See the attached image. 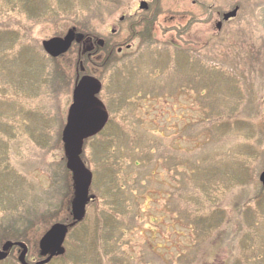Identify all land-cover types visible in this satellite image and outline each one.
<instances>
[{
  "label": "rangeland",
  "instance_id": "rangeland-1",
  "mask_svg": "<svg viewBox=\"0 0 264 264\" xmlns=\"http://www.w3.org/2000/svg\"><path fill=\"white\" fill-rule=\"evenodd\" d=\"M140 1L0 0V244L22 241L37 261L43 232L70 219L61 131L79 45L51 59L41 42L76 27L107 44L83 65L102 82L109 121L81 154L95 199L67 235L65 254L47 264H111L95 250L96 223L101 217L109 233L110 210L123 206L136 226L125 229L126 215L118 223L116 264L127 256L132 264H262L264 39L238 30L263 0H206L222 11L242 7L219 32L191 0H148L147 10ZM200 216L220 220L205 239L189 226ZM18 253L13 247L0 264H18Z\"/></svg>",
  "mask_w": 264,
  "mask_h": 264
},
{
  "label": "water",
  "instance_id": "water-1",
  "mask_svg": "<svg viewBox=\"0 0 264 264\" xmlns=\"http://www.w3.org/2000/svg\"><path fill=\"white\" fill-rule=\"evenodd\" d=\"M139 8L146 10L147 1L142 0ZM235 12L236 9H233L224 14V19L233 16ZM90 39L89 36H85L72 27L63 36L44 39L41 44L49 56L59 58L68 52L73 42L90 46ZM96 41L99 46L103 45L101 38ZM101 86V81L94 75L83 74L75 80L72 101L61 131L65 166L71 180L70 219L64 222L55 221L43 232L38 242L41 259L28 262L26 260L28 246L21 241L6 240L0 245V261L7 258L14 246L19 248L17 255L19 264H47L51 259L65 253L64 242L68 231L84 219L86 207L94 199V195L89 192L92 173L81 154L85 140L102 131L109 119L105 104L97 97ZM259 181L264 185V171L260 173Z\"/></svg>",
  "mask_w": 264,
  "mask_h": 264
},
{
  "label": "flooded vegetation",
  "instance_id": "flooded-vegetation-1",
  "mask_svg": "<svg viewBox=\"0 0 264 264\" xmlns=\"http://www.w3.org/2000/svg\"><path fill=\"white\" fill-rule=\"evenodd\" d=\"M247 1V0H245ZM192 4L197 7L198 9H206L208 10V13L210 14V21L212 18H214V25L216 30L219 32L222 30V28L227 25L231 20H234L237 18V16L239 15L240 11L242 10L241 5L239 4H235L231 9L227 10V11H222L219 10L215 7L214 2H209L206 3V0H191ZM148 9V8H147ZM233 9H236V12L233 16L224 19V14L231 12ZM254 14H256V18L254 17ZM248 15H250V18L248 20V23L244 24L239 30V34L242 32V35L248 39V40H252V41H261L262 39H264V33L263 34H252L253 31H255V29L253 27H261L262 30L264 31V0L261 2H255L254 6L252 8V13H248ZM124 16H121L119 20H123ZM149 20H151V17H149V19L145 20H141L140 23L142 25H145ZM209 21V22H210ZM255 24V25H253ZM245 30V31H244ZM112 33H115L116 30L115 29H111ZM247 32V33H246ZM85 36H89L90 42L91 44H89L90 46H85V44L80 43L79 45V54H78V67L76 70V76L75 79H77L78 77H80L83 74H87V72H85V67H84V63L88 62L90 60V58L96 54L98 51L102 50H107V44L105 42V40L103 38H101L103 40V45L99 46L97 44V39L100 37H96L93 36L91 34L88 33H84ZM57 36H63L62 35H57ZM73 45L76 43H72ZM73 45H71V47H73ZM130 44L127 43L125 45L126 49L130 48ZM111 50H113V48L111 47ZM122 47H118L117 48V52H121ZM90 75V74H89ZM102 90V89H101ZM101 90L99 91V94H101ZM99 96V95H98ZM264 170V169H263ZM258 199L259 202L261 203L263 208H264V185L261 184L260 189L258 191ZM262 260V264H264V236L262 238V247H261V258Z\"/></svg>",
  "mask_w": 264,
  "mask_h": 264
},
{
  "label": "trees",
  "instance_id": "trees-1",
  "mask_svg": "<svg viewBox=\"0 0 264 264\" xmlns=\"http://www.w3.org/2000/svg\"><path fill=\"white\" fill-rule=\"evenodd\" d=\"M152 23H153V17H151V20H149L145 25H142L143 31L148 32L146 35L143 34L144 35V38H149L150 37V33H151V27L150 26H151ZM148 40H146V41H148ZM88 140L89 139H87L84 142V145L87 144ZM66 171L68 172L67 169H66ZM186 180H187L186 178H183V181H186ZM199 186H202L201 191L203 192L204 191V186H205L204 185V182L203 183H199ZM118 196H119V194L116 192V190H113L109 194V197H111L113 199H117L118 202H116L115 205H114L117 208H118V204L117 203L121 202L119 200ZM216 208H217V206H216ZM121 211L122 212H118L117 209L114 210V208H112V210H110L109 217L113 221V223L115 224L114 225L115 229L113 227L109 233H107L105 231L104 221L102 222L101 217H100V220H98L97 223H96L97 228H96L95 232H97L98 235H97L96 240L94 242V244H95V250L98 253L99 257L102 258L103 255L107 256V258H109L108 262H111V264H116L115 259L122 254V252L119 250L118 243H117V240H118L117 239V232H118V223L120 222V220L123 217V215H126L125 217L127 218L126 223H124V225H123V226H125V229H127V230H133L135 228V226H136V223H135V217L136 216L134 214H132V212L129 210V208L126 207V206H123V208H122ZM216 211L219 212V211H222V210H220L219 208H217L215 210V212ZM206 221H207V219L202 218V216H200L198 218H193L192 217L191 219L189 217V222H191L189 224V226L190 227L193 226L196 230L197 229L199 230V233L200 234L197 235V236H199V238H201V239H205V237L203 235V232L205 230H210L212 227L218 226L219 225V222H220V220H219L217 222V224L212 223L211 225L210 224L208 225L206 223ZM80 223L81 222L77 223L74 227H72L70 229V232L76 226H78ZM213 224H215V225H213ZM145 258H146V261L149 259V253H148L147 250H145ZM181 259H183V257H181ZM98 261L101 262L100 259H98ZM112 261H114V262H112ZM123 264H132V260L127 256L126 259L123 258Z\"/></svg>",
  "mask_w": 264,
  "mask_h": 264
}]
</instances>
